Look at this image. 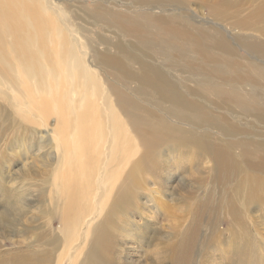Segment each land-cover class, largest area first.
<instances>
[{
  "label": "bare ground",
  "instance_id": "1",
  "mask_svg": "<svg viewBox=\"0 0 264 264\" xmlns=\"http://www.w3.org/2000/svg\"><path fill=\"white\" fill-rule=\"evenodd\" d=\"M130 1V13L101 3H94L88 9L89 19L133 41L131 49L119 42L113 45L104 42L106 48L113 46L115 55L96 53L95 62L111 66L110 73H119L122 83L136 82L134 91L121 89L117 82H112L110 90L116 104L131 115V132L142 144L144 157L165 147L211 165L208 169L211 174L206 173L209 183H205L204 178L196 182V192L201 191V198L193 207L187 227L179 232L177 243L178 259H187L191 249H194V256L205 255L209 253L208 248L219 242L214 238L221 235L216 228L220 224L216 210L221 208L224 199L232 200L228 190L231 189L235 196L247 193L249 198L242 197L246 210H249L250 200L264 195V69L259 67L264 63V16L257 26L253 20L251 26L249 20L254 16H249V12V24L237 18L230 23L223 20L224 27L206 28L197 25L183 10L186 1ZM217 2L220 1L209 3L211 19L216 20L220 13L230 17L227 10L220 9L223 2L218 7ZM256 3L253 4L256 6ZM227 32L236 33L232 36L236 41L234 45ZM239 45L250 50V61L239 63L234 59ZM136 52L160 59L161 66L153 65ZM0 70L9 74L21 94L17 98L16 117L29 121L26 112L19 107L36 113L38 118L52 112L62 121L64 130L71 129L63 143L60 173L56 177L60 180L61 191L58 192L63 204L61 220L64 225L59 232L74 238L76 209L80 201L85 200L81 187L93 183V175H90L93 167L86 175L85 171L102 129L95 104L98 88L94 75L86 68L76 47L34 0H0ZM169 72L180 80L171 81ZM183 81H191L192 85ZM11 82L8 81L10 85ZM66 88L70 89L69 96ZM151 101L154 110L147 105ZM147 114L153 116V120L143 122L138 116ZM244 119H249L245 122L247 127L241 129L239 122ZM105 127L108 159L124 163L133 150L134 139L121 118L110 109ZM244 134L246 137L242 136ZM101 176L99 183L111 193L116 175ZM101 186L98 187L102 189ZM131 198L129 192H124L112 202L103 219L89 229L85 245L78 257L71 259V264H122L116 236L126 230L114 223V215L119 210L124 212ZM236 210V207H229L227 213L232 214L234 225L243 230L245 212L241 214L242 211ZM132 236L142 241L143 231L135 229ZM149 239L152 244L156 238ZM232 251L223 260L247 264L249 252L236 254L235 249ZM31 253L29 259L22 258L14 264L51 263L45 252L43 256L39 252Z\"/></svg>",
  "mask_w": 264,
  "mask_h": 264
},
{
  "label": "rangeland",
  "instance_id": "2",
  "mask_svg": "<svg viewBox=\"0 0 264 264\" xmlns=\"http://www.w3.org/2000/svg\"><path fill=\"white\" fill-rule=\"evenodd\" d=\"M34 1L44 8L56 27L63 31L69 42L76 47L86 68L93 73L98 88L95 104L99 109L98 121L101 122L102 129L101 136L93 146L94 151L85 171L86 175L93 167L90 173L94 177H92L93 183L81 187L85 193V200L80 201L79 209H76L78 213L74 227L75 235H73L74 238L71 235L65 237L59 232L64 225L61 220L63 204L59 197L61 188L58 184L60 180L56 176L60 173L63 143L71 129L64 130L62 121L58 120L52 112H48L43 118H38L36 113L27 112L22 109L24 107H19L20 110L26 112L29 121L16 117L17 98L21 94L16 85L11 82L9 74L0 70V264H14L22 258L23 260L24 258L29 259L31 252H39L38 254L41 256L45 252L49 256L50 264H71L85 245L91 226L103 219L112 202L124 192H129L132 198L126 203L124 212L119 210L114 215V219H116L114 223L116 222L115 224H119L126 230L116 236L120 246L118 250L121 252L122 264L124 261H129L128 264H173L172 262L175 261H180L178 264H232L230 260H223L228 258L229 251L232 249L237 251H234L236 254L249 252L247 264H264V195L255 198L257 201H263L261 203L258 201L259 204L256 203V200L252 202L250 200L249 210H246V203L242 197H248L247 193L244 192V196L242 194L235 196L231 189L228 190V195L232 200L224 199L221 208L216 210L217 218L220 221L216 228L220 230L221 235L214 238L219 242L208 248L209 253L207 252L205 255L194 256V249H191L187 259H178L177 243L180 240L178 234L187 227L193 214V207L201 198V191L200 193L196 192V182L204 178L205 183H209L207 174L208 172L211 174L208 170L211 165L197 162L196 157L189 156L187 158L185 153H178L165 147L158 149L155 154L149 157H144L142 144L136 134L134 136L131 132V115L116 104L110 90L112 82H117L121 89L128 88L129 91H134L136 82L122 83L118 78L119 73H110L111 66L99 65L95 62L96 53L114 56L115 50L112 45L115 42L127 45L131 49L133 41L129 37L113 32L112 28H107L106 25L89 19L88 9L94 3H101L105 7L114 6L120 9L119 11L122 10L121 12L130 13L132 11L131 1ZM183 1L187 3L183 10L197 25H203L206 28L217 25L224 27L226 24L221 25L223 20L230 23L237 18L246 21V24L251 22V26L253 20V22L255 21L254 26H257L262 20L261 16H264V10H262L264 9L262 8L264 0H253L254 2L252 0H219L217 7L223 2L220 9L227 10L230 16L225 17L226 14H218L219 17L216 20L219 23H216L213 18L211 19L210 9L212 7L209 3L212 0ZM253 3H256V6ZM258 8H261L260 12ZM249 12H251L250 15ZM247 13L254 17L249 20L250 17ZM227 33L231 37V44L234 45L236 41H233L232 36L236 33ZM247 34L252 35L253 33L247 32ZM257 40L263 39L257 38ZM104 42L112 45L106 48ZM91 46L96 52L92 51ZM245 50L240 45L235 49L234 59L237 62L250 61L248 55L250 50L246 48ZM136 53L153 65L161 66L160 59ZM259 67L264 69V63ZM176 76L169 72L168 77L171 81L180 80V77ZM183 83L192 85L191 81H183ZM65 90L69 96L70 89L66 88ZM21 93L23 94V92ZM144 104L146 105L145 101L142 102V105ZM147 105L150 109H155L152 101L147 102ZM109 109L121 118L125 129L134 139L133 150L131 149V153L124 163L111 162L108 159L109 143H106L107 139L105 140L108 134L105 125ZM138 116L142 118L143 122L153 120V116L148 114ZM247 120L249 119L239 122L241 129L247 127L245 123ZM242 136L246 137V134ZM119 162L120 164H118ZM103 167L105 168L102 172ZM102 173L113 174L117 177L111 193L99 183L103 178ZM98 186H101L102 189ZM193 193L197 196L196 198H193ZM229 207H236V212L242 211L245 207L241 214L246 213H244L246 216L243 214L246 230H241L231 221L232 214L227 213ZM135 229L143 231L142 241L133 238L132 234ZM241 231L243 235L242 233L240 235ZM250 231L253 237L250 236ZM234 233L236 235L238 233L237 237ZM153 236L156 239L151 244L149 238ZM245 238L247 239L244 240ZM13 258H16L14 262Z\"/></svg>",
  "mask_w": 264,
  "mask_h": 264
}]
</instances>
